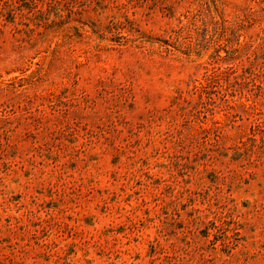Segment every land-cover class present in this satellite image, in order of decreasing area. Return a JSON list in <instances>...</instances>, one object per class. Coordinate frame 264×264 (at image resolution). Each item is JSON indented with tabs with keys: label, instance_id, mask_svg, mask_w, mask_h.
Here are the masks:
<instances>
[{
	"label": "rangeland",
	"instance_id": "374dc122",
	"mask_svg": "<svg viewBox=\"0 0 264 264\" xmlns=\"http://www.w3.org/2000/svg\"><path fill=\"white\" fill-rule=\"evenodd\" d=\"M0 264H264V0H0Z\"/></svg>",
	"mask_w": 264,
	"mask_h": 264
}]
</instances>
